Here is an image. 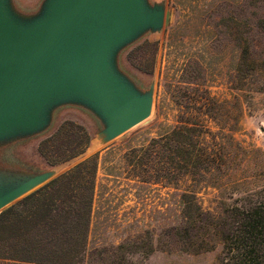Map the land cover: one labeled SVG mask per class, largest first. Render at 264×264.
<instances>
[{
    "label": "rangeland",
    "instance_id": "374dc122",
    "mask_svg": "<svg viewBox=\"0 0 264 264\" xmlns=\"http://www.w3.org/2000/svg\"><path fill=\"white\" fill-rule=\"evenodd\" d=\"M41 1L14 4L29 13ZM145 1L164 11L161 27L143 30L115 52L113 61L136 90L152 96L149 117L107 140L105 124L93 109L77 101L62 102L52 109L45 130L0 140V176H7L9 183L49 173L40 187L98 153L86 254L80 264H215L219 246L194 253L183 245V237L174 234L181 222V192L190 180L183 178L175 185L143 181L133 174L126 155L173 125L180 110H188L180 107L189 103L176 87L186 88L191 96L195 89L207 90L214 97L207 113L228 132L224 152H233L231 136L246 149H258L245 166L246 175L258 174V179L239 188L264 184V0ZM64 123L68 126L63 140L85 141L80 127L89 138L88 146L81 155L50 165L40 149ZM196 184L204 207H216L220 197L229 195ZM38 238L36 228L26 235L0 229V264H38L35 261L42 258Z\"/></svg>",
    "mask_w": 264,
    "mask_h": 264
},
{
    "label": "trees",
    "instance_id": "16d2710c",
    "mask_svg": "<svg viewBox=\"0 0 264 264\" xmlns=\"http://www.w3.org/2000/svg\"><path fill=\"white\" fill-rule=\"evenodd\" d=\"M176 93L188 100L189 104H179L188 110H180L173 125L132 149L126 155L127 164L143 181L175 185L183 178L190 180L180 196L181 222L173 228L187 250L208 252L219 246L215 264H264V184L239 188L258 179V174L246 175L245 167L258 149L247 150L231 136L233 152L225 153L228 132L207 113L214 97L198 89L191 96L183 87H176ZM239 123L240 119L233 132ZM67 126L62 124L40 149L50 165L81 155L88 146L89 138L80 127L85 141L63 140ZM98 157V153L86 157L0 211V229L21 235L37 229L42 258L36 263L80 264L84 258ZM197 182L229 195L220 197L216 207H204L197 196Z\"/></svg>",
    "mask_w": 264,
    "mask_h": 264
},
{
    "label": "water",
    "instance_id": "95a60500",
    "mask_svg": "<svg viewBox=\"0 0 264 264\" xmlns=\"http://www.w3.org/2000/svg\"><path fill=\"white\" fill-rule=\"evenodd\" d=\"M164 11L145 0H42L35 12L0 0V140L45 130L52 109L77 101L105 124L107 140L149 117L152 96L114 66L115 52ZM38 173L9 183L0 176V211L47 179Z\"/></svg>",
    "mask_w": 264,
    "mask_h": 264
},
{
    "label": "crops",
    "instance_id": "0c3cea01",
    "mask_svg": "<svg viewBox=\"0 0 264 264\" xmlns=\"http://www.w3.org/2000/svg\"><path fill=\"white\" fill-rule=\"evenodd\" d=\"M14 1V0H13ZM15 7H16V5H15ZM39 7V6H38ZM17 8V7H16ZM18 9V8H17ZM38 8H36V10H37ZM19 11H21L20 9H18ZM36 10H32V12H35ZM28 12H31V11H28Z\"/></svg>",
    "mask_w": 264,
    "mask_h": 264
}]
</instances>
